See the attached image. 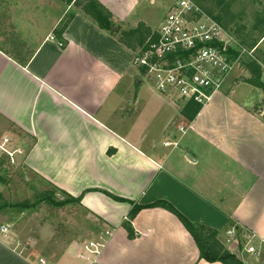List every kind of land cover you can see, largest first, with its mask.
<instances>
[{"label":"crops","instance_id":"0c3cea01","mask_svg":"<svg viewBox=\"0 0 264 264\" xmlns=\"http://www.w3.org/2000/svg\"><path fill=\"white\" fill-rule=\"evenodd\" d=\"M98 1L115 31L79 10L26 56L0 46V139L18 145L16 155L32 171L79 198L104 228L54 259L40 257L10 223H0V264H224L202 259L195 238L168 209L131 215L135 205L157 201L215 231L224 251L243 264H264V88L251 82L264 84L263 19L248 37L235 24L228 32L256 62L236 67L210 104L182 102V109L134 66L139 37L135 46L120 40L123 31L158 28L174 2L159 18L152 10L158 0ZM181 126L189 128L182 133ZM233 228L237 237L228 233ZM247 234H254L257 254L247 251ZM102 236L98 254L85 250Z\"/></svg>","mask_w":264,"mask_h":264},{"label":"rangeland","instance_id":"374dc122","mask_svg":"<svg viewBox=\"0 0 264 264\" xmlns=\"http://www.w3.org/2000/svg\"><path fill=\"white\" fill-rule=\"evenodd\" d=\"M75 1L0 0V46L15 55H28L49 34H60L72 15L85 11L90 2ZM192 1L221 22L227 32L235 30V24L237 31L248 37V29L256 28L255 21L261 18L257 24L264 27V0ZM170 5V0H158L152 10L162 18ZM243 43L250 44L246 39ZM245 49L248 51L239 57L241 65L256 62L252 51ZM242 74L238 71L235 75L242 78ZM18 149V145L0 139V223H10L24 244L36 248L40 257L54 259L72 243L86 241L104 228L72 196L32 171L24 156L16 155ZM198 234L206 251L225 252L212 230L199 229Z\"/></svg>","mask_w":264,"mask_h":264},{"label":"built area","instance_id":"2783aa9c","mask_svg":"<svg viewBox=\"0 0 264 264\" xmlns=\"http://www.w3.org/2000/svg\"><path fill=\"white\" fill-rule=\"evenodd\" d=\"M247 51L237 47L226 29L195 2L176 0L158 28L138 47L133 63L154 89L177 107L184 109L182 102L204 107L223 91L229 76L241 64L239 57ZM188 128L181 126L180 131L185 133ZM1 231L8 232L9 227L3 226ZM228 233L238 235L234 228ZM253 236L247 234L243 241L249 253L257 254L251 244ZM235 238L239 246L241 241ZM104 245L102 236L100 241L87 243L85 250L98 254ZM40 262L47 264L44 259Z\"/></svg>","mask_w":264,"mask_h":264},{"label":"trees","instance_id":"16d2710c","mask_svg":"<svg viewBox=\"0 0 264 264\" xmlns=\"http://www.w3.org/2000/svg\"><path fill=\"white\" fill-rule=\"evenodd\" d=\"M78 1V0H76ZM75 1V2H76ZM85 12L90 15L97 23L98 25L105 30L109 31H115V24L112 21V14L109 10H107L98 0H90L89 4L84 7ZM143 28V27H140ZM119 29V28H118ZM141 31V32H140ZM140 31H132V32H122V36L120 37L121 42L128 43L127 39L132 40L134 36L136 37L139 35V41L141 44L144 43L146 38L150 35L151 30L150 29H143ZM253 84L258 85L259 87L264 88V84H262L259 79L252 80ZM196 107V111H197ZM71 197V196H70ZM75 201H80L79 198H73ZM118 201H128L123 198L114 197ZM132 203V201H129ZM147 207H163L168 209L170 212H172L174 215L178 217V219L183 223V225L186 227V229L192 234V236L195 238L196 243L198 247L200 248L201 257L202 259H205L210 262L214 261H221L224 264H243V262L235 255H232L228 252H223L220 254V252L214 251L212 248H210V251H206L205 246L203 245L198 230L202 228V226L196 225L192 223L186 216H184L177 208H175L172 204L168 203L167 201H157L152 204L148 205H135L131 215L135 216L141 209L147 208ZM213 231V230H212ZM216 235V232L213 231ZM215 250L216 248L213 247Z\"/></svg>","mask_w":264,"mask_h":264},{"label":"water","instance_id":"95a60500","mask_svg":"<svg viewBox=\"0 0 264 264\" xmlns=\"http://www.w3.org/2000/svg\"><path fill=\"white\" fill-rule=\"evenodd\" d=\"M244 264H248V262H244Z\"/></svg>","mask_w":264,"mask_h":264}]
</instances>
